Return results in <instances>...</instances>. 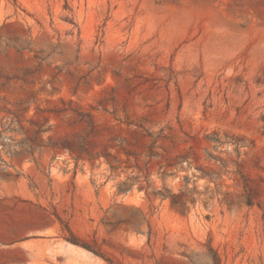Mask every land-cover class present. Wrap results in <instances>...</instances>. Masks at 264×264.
Instances as JSON below:
<instances>
[{"label":"rangeland","instance_id":"1","mask_svg":"<svg viewBox=\"0 0 264 264\" xmlns=\"http://www.w3.org/2000/svg\"><path fill=\"white\" fill-rule=\"evenodd\" d=\"M72 235L264 264V0H0V264Z\"/></svg>","mask_w":264,"mask_h":264},{"label":"trees","instance_id":"2","mask_svg":"<svg viewBox=\"0 0 264 264\" xmlns=\"http://www.w3.org/2000/svg\"><path fill=\"white\" fill-rule=\"evenodd\" d=\"M68 241L73 244V245H76V246H80L82 248H84L85 250L105 259L104 255H102L100 252L96 251L93 247H91L90 245L86 244V243H83L81 242L76 236L72 235L71 238L68 239ZM107 262H109L110 264L111 261L109 259H105Z\"/></svg>","mask_w":264,"mask_h":264},{"label":"bare ground","instance_id":"3","mask_svg":"<svg viewBox=\"0 0 264 264\" xmlns=\"http://www.w3.org/2000/svg\"><path fill=\"white\" fill-rule=\"evenodd\" d=\"M66 251L74 256L79 255L81 257H86L87 254H89L86 250L80 247L74 246L72 244H67Z\"/></svg>","mask_w":264,"mask_h":264}]
</instances>
